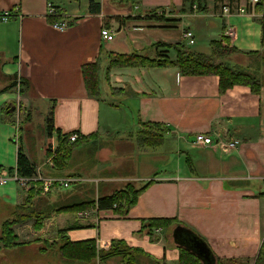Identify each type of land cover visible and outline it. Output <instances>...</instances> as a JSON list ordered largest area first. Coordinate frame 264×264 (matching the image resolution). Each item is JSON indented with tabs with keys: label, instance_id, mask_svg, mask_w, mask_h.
<instances>
[{
	"label": "crops",
	"instance_id": "1",
	"mask_svg": "<svg viewBox=\"0 0 264 264\" xmlns=\"http://www.w3.org/2000/svg\"><path fill=\"white\" fill-rule=\"evenodd\" d=\"M120 1L93 0L91 4L90 0H0V91L13 86L0 93V169L7 172L16 167L18 145L13 137L22 140V129L17 128L12 113L18 112L22 102L48 112L53 130L49 136L46 132L43 157L37 164L24 150L36 174L44 177L43 171L46 178L76 181L47 195L37 194L34 188L30 199L36 207L37 201L68 207L100 198L93 186L64 174L74 152L64 161V171L50 170L46 151L50 144H57L56 131L61 135L94 136L80 147L123 132L137 133L151 124L158 125L165 138L158 150L148 148L143 156L139 152L135 155L134 174L124 180L152 184L126 216L92 207L79 213L58 214L51 212L56 210L52 208L40 230H34L32 220L13 229L30 224L31 229L28 226L22 234L32 231L38 236L36 243L47 246L39 250L43 263L57 241L67 238L71 243L95 241L99 250L108 249L112 241H121L157 264H179L178 249L167 231L157 236L154 233L153 241L148 235L138 236L143 221L174 219L200 237L218 260L254 264L264 240V197L257 196L264 192V87L258 95L244 86L219 95L216 76H181L174 67L108 69V63L110 54L130 53L147 57L166 54L174 61L175 52L164 45L184 43L183 33L188 30L194 34L195 48L202 51L230 30L234 36L225 37L232 47L242 52L262 51L264 9L253 15L248 9L245 15H239L238 9L249 7L251 0H137L132 6ZM49 3L54 7L53 16L48 15ZM194 4L197 9L191 11ZM154 10L165 17L173 15L178 21L142 19L144 13ZM5 13L10 18L2 22ZM51 17H55L53 22ZM54 24L67 26L59 30ZM102 29L113 33L112 41L101 38ZM95 63L99 68L100 98L88 94L82 76L83 67ZM111 92L116 96L110 97ZM196 133L238 144L229 153L197 147L192 144ZM112 153L107 147L100 149L96 157L107 163ZM186 157L192 163L190 168ZM44 165L50 169L45 170ZM73 183L78 184L72 187ZM73 188L78 194L63 193ZM116 191H103L102 196ZM27 196V190L11 181L0 185V209H8L7 217L13 218L15 208L22 206ZM50 230L55 232L56 241L45 239ZM60 231L66 234L61 236ZM15 234L17 245L0 249L32 244L21 240L17 231ZM54 257L57 264L66 262L59 248ZM106 264L123 263L115 259Z\"/></svg>",
	"mask_w": 264,
	"mask_h": 264
},
{
	"label": "trees",
	"instance_id": "2",
	"mask_svg": "<svg viewBox=\"0 0 264 264\" xmlns=\"http://www.w3.org/2000/svg\"><path fill=\"white\" fill-rule=\"evenodd\" d=\"M200 0H183V2L194 3ZM254 6L255 13H261L264 9V0H257ZM93 4V0H90ZM120 4L134 5L137 0H123ZM119 3V2H118ZM117 3V4H118ZM195 6V8H193ZM191 11L197 9V5L190 7ZM184 12V11H183ZM169 16V15H168ZM51 21L55 17H51ZM143 20H155L160 22H176L178 19L173 17H165L164 14L157 15V11H149L142 16ZM261 27L264 28V18L261 19ZM160 45H157V48ZM262 51L242 52L230 45L229 39L222 36L219 41H212L207 50L202 51L195 46L190 47L184 43H174L164 45L167 50H173L176 54L174 61H171L166 54H158L154 57H147L137 53H130L128 55L110 54L108 69L113 68H177L181 76H216L218 78L219 95H224L228 90L235 86H244L250 89L253 95H258L261 88L264 87V34L261 40ZM99 68L98 64L86 65L82 69V76L85 88L88 94L93 98H100L101 88L98 81ZM22 80H20V85ZM13 86H9L1 92L10 90ZM114 97L115 92L110 93V97ZM112 107H117L110 102ZM154 127V128H153ZM51 120L47 123V136L52 132ZM77 134V133H76ZM69 135H61L56 131L57 147L54 151L52 159V170L64 171L67 163H64L73 151L81 146L84 141L91 139L94 136L82 137L74 143H70ZM138 136V143L147 148H154L165 143L164 133L159 129L158 125L144 126L143 130L136 133ZM96 137V136H95ZM17 141V162L15 169L7 170L9 175L11 172L16 173L20 178L35 177L36 167L29 161L24 154L22 141ZM140 141V142H139ZM21 143V144H20ZM50 149L47 148L46 156H52ZM187 168H190L191 162L188 157L185 158ZM1 170V169H0ZM2 171V170H1ZM4 171V170H3ZM43 177L42 175H40ZM46 178V177H43ZM131 182L125 185L122 189L114 192L112 195L103 196L96 201L80 203L68 207H62L51 212L61 213H76L82 210H87L91 207L98 211L112 210L114 214L126 216L129 210L136 204L138 197L149 188L152 182ZM35 185L39 186L40 183ZM33 186L27 193L28 196L22 206H17L14 211L13 218L4 221L0 230V246L2 248H12L17 245V236L14 234L13 227L34 219V230L42 228V220L49 213L36 210H30L32 203ZM39 192L37 191V194ZM260 197H264V192L260 193ZM31 211V212H28ZM46 214V215H44ZM154 230L167 231L170 239L177 247L179 252V264H205L197 255L191 250L183 247L180 237L183 233H190L197 236L188 226L176 222L174 219H150L142 222L141 231L138 236L148 235L151 240L153 238ZM61 236H64L65 231H60ZM198 237V236H197ZM200 238V237H198ZM201 239V238H200ZM202 240V239H201ZM59 244V252L65 260L77 261L79 264H106L109 261L118 259L123 264H157L142 253L140 250L129 248L121 241H112L108 249L99 250L96 248L95 241H84L71 243L67 238L62 239ZM212 254V252H211ZM214 264H242L239 260L220 261L213 254ZM254 264H264V240L259 250V254Z\"/></svg>",
	"mask_w": 264,
	"mask_h": 264
},
{
	"label": "rangeland",
	"instance_id": "3",
	"mask_svg": "<svg viewBox=\"0 0 264 264\" xmlns=\"http://www.w3.org/2000/svg\"><path fill=\"white\" fill-rule=\"evenodd\" d=\"M18 109H19L18 112L12 113V116L14 118V123L17 125V128L19 127V129L20 128L22 129L21 131L22 140L21 141H22L23 149L26 150V152H28L27 154L31 158L30 160L33 163L37 164V161L43 157L42 147L46 143V128H47L49 114L48 112H43V109L36 110V107H34V105L25 106L24 104H22V102H20ZM28 111L30 112L29 114L30 117L28 119H25ZM143 128L144 126H142L139 129V131L143 130ZM128 134L129 132L127 133L123 132L121 134H117L109 138V140H106L107 138L98 139V140L96 139L94 142L90 143L89 145H85L82 147L79 146L73 151L74 154L72 157L71 165L65 169L64 174H67L69 177L75 176V178H77L78 183L80 182L86 185L90 184L91 186L94 187L95 193H97V195L100 194V197H103L102 196L103 191L120 190L123 187H125V185L128 183L137 182V181L124 180V178L125 176L134 174V171H135L134 157L137 154V152H139V154L141 153L142 154L141 156H143L145 151H148L147 150L148 148H145L143 145L141 146L138 143V136L136 135L135 132H133L130 135ZM52 147L56 149L57 144L56 143L53 145L50 144L49 149H53ZM107 147L110 148L111 151L113 152L112 160L107 163H102L101 161L97 159L96 153L99 152L100 149H104ZM158 147H154L152 149L156 148V150H158ZM233 150H229L228 153L232 152ZM216 151H219V150H216ZM50 157L51 156L49 157L46 156L45 160H46V163L50 165V167H52L53 166L52 163L51 164L48 163V160L50 159ZM50 167L47 168V165L43 166L45 170L49 169ZM102 167H105L106 169L101 170L100 168ZM147 168L149 169V167ZM41 172L44 175V177L48 176L43 171ZM105 179H108V181H105ZM73 180L74 179H72V182H76ZM78 183H73L72 187L73 185H77ZM140 184L141 183H138L137 185H140ZM52 192H55V191H52ZM63 193L68 194V195L78 194V189L73 188L71 190H65L63 191ZM47 203L52 204L51 201ZM36 205L37 207L35 206L34 202L31 203L30 210L40 209V211L44 213H48L52 208L58 209L60 208V206L62 207L65 204H62V205H57V204L47 205L46 204L45 205V203L43 204L37 201ZM84 211H87V210H84ZM7 212H9L8 209H5V210L0 209V230H1V224L4 221L12 218V217H7ZM28 212H31V211H28ZM33 221L35 220L32 219V222ZM28 226L31 229L30 224H28ZM28 226L23 227L22 225L20 227L15 228L16 230L13 229V231H14V234L17 231V234L19 235L21 240L32 241L31 242L32 244L30 245L23 244L18 248H14L10 250L1 248L0 249V264H57L55 263L56 258L54 257V255L58 251V247H59L58 245L60 244V242L57 241V244L54 246L52 251H49L47 253L45 261L43 263L42 259H40L42 258V255H41L42 253L39 250L48 249V248L43 243H36L35 239H38L37 238L38 236L32 231H30L28 234L26 233L22 234V231L29 230L27 229ZM55 238H56V234L54 231H51V230L49 233L46 234V237H45V239L49 241H56L57 238L56 239ZM33 241H35V243ZM17 243H18V237H17ZM65 261L66 262L62 264H70V262L71 263L77 262V261H71V260L69 261L65 260Z\"/></svg>",
	"mask_w": 264,
	"mask_h": 264
},
{
	"label": "built area",
	"instance_id": "4",
	"mask_svg": "<svg viewBox=\"0 0 264 264\" xmlns=\"http://www.w3.org/2000/svg\"><path fill=\"white\" fill-rule=\"evenodd\" d=\"M257 0H251L249 3V7H243L238 9V14L239 15H245L247 13V10H251V14H254V6L257 4ZM195 8V6L193 7ZM54 13V7L52 4L49 3L48 5V15L53 16ZM157 15H162V12H157ZM9 13H5L3 16H1V21L6 22L9 19ZM264 18V16L262 17ZM66 24H54L53 27L55 29L62 30L66 28ZM101 38L105 41H112L114 38V35L111 31L107 29H102L101 30ZM262 34H264V28H262ZM228 37H233L234 32L233 31H227L226 35ZM183 39L185 43L193 47L195 46V39H194V34L192 31H185L183 33ZM78 139V134L76 133H71L69 135V141L70 143H74ZM13 141L15 144H17L18 137L15 135L13 137ZM193 145L201 148H210L213 150H219L220 152L223 153H228L229 150H233L236 148L238 142L237 141H230L225 138H220L217 137L216 139H213L209 136H207L204 133H196L193 137L192 141ZM54 157V153L48 160V163H52V159ZM4 176V177H3ZM13 182L17 184L19 187L29 190L30 188H35L41 195H47L52 191L56 190H61V189H66L69 187V185L72 183V180L69 179H60V178H43L40 175H36L35 177L32 178H20L16 173H11L10 175L6 173L5 171L0 170V185H5L7 182ZM36 183H40L39 186L35 185ZM160 230H154L155 235H158Z\"/></svg>",
	"mask_w": 264,
	"mask_h": 264
},
{
	"label": "water",
	"instance_id": "5",
	"mask_svg": "<svg viewBox=\"0 0 264 264\" xmlns=\"http://www.w3.org/2000/svg\"><path fill=\"white\" fill-rule=\"evenodd\" d=\"M180 240L183 247L191 250L205 264H214L211 251L203 240L190 233H183Z\"/></svg>",
	"mask_w": 264,
	"mask_h": 264
}]
</instances>
